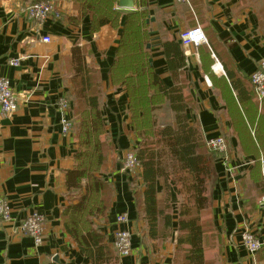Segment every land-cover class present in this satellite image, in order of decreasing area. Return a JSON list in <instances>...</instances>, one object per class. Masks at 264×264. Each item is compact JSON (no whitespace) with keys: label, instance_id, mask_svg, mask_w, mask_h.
Segmentation results:
<instances>
[{"label":"crops","instance_id":"1","mask_svg":"<svg viewBox=\"0 0 264 264\" xmlns=\"http://www.w3.org/2000/svg\"><path fill=\"white\" fill-rule=\"evenodd\" d=\"M40 1L53 4L61 19L42 23L28 19L26 8ZM198 8L197 12L191 0H135L134 10L118 9L122 12L120 26L107 25L92 34L89 16L79 15L74 0H0V79H7L20 99L12 116L0 113V198L11 208V219H0V264H58L53 261L55 256L60 264H89L66 233L62 218L69 205L66 179L75 168L76 150L74 135L62 131V117L69 115L60 110L58 101L70 92L73 76L68 75V60L75 49L85 56L86 67L98 73L99 109L114 151L102 171L113 197L108 221L98 222L100 230L114 251V233L119 228L116 219L127 212L133 252L128 257L118 256V264H175L183 199L180 187L171 177L167 187L159 181L158 198L168 201L172 222L167 239L151 240L134 193L142 188L141 167L123 171L126 155L135 152L141 139L131 125L126 90L112 84L110 71L126 16L140 11L154 19L150 20V63L169 87L176 84L166 62L164 42L181 44L182 33L203 24L208 41L212 39L217 45L220 57L213 51L205 58L211 54L207 45L181 44L186 65L177 83L190 101V124L198 129L204 143L223 137L228 144L227 156L215 154L206 146L212 174L209 204L200 214L201 223L210 230L204 243L205 258L207 264H264L262 168L254 165L255 157L242 151L223 77L229 70L250 82L264 59V20L243 0H202ZM48 36L52 42L44 43ZM10 60H19V65H10ZM218 66L224 73L214 70ZM257 104L264 109V102ZM162 108H168L172 119L162 126L176 128L169 103L165 101L156 111ZM34 211L47 220L43 244L38 248L20 231L23 220ZM160 229L165 230L164 224ZM247 230L262 243L255 255L242 243Z\"/></svg>","mask_w":264,"mask_h":264},{"label":"trees","instance_id":"2","mask_svg":"<svg viewBox=\"0 0 264 264\" xmlns=\"http://www.w3.org/2000/svg\"><path fill=\"white\" fill-rule=\"evenodd\" d=\"M191 1L198 12L202 0ZM117 4L118 0H74V8L79 15L89 16L92 34L107 25L114 28L120 26L122 12L117 9ZM147 19L145 11L130 12L126 16L116 59L110 71L112 84L126 90L131 125L141 139L135 150L142 170V188L134 191L136 205L147 225L149 238L167 239L172 218L168 201L158 198V183L163 180L167 187L172 176L183 197L174 263L207 264L204 243L210 230L201 223L200 214L209 204L207 191L212 174L210 154L202 135L190 124V101L184 95L183 87L177 84L180 71L186 65L183 48L175 40L163 43L168 69L176 84L169 87L150 63L147 45L151 41V25ZM207 46L211 54H205V58L211 57L213 51L220 57L212 39H209ZM84 57L80 49H75L70 59L74 71L71 82L76 86L75 94L81 105L83 120L78 134L80 150L74 156L75 168L67 174L69 205L62 218L66 233L89 264H118L117 253L107 243L105 234L94 220L107 219L113 189L108 181L97 175L105 166L106 143L103 139L107 133L99 109L98 73L86 67ZM223 77L229 90L228 103L235 111L234 126L242 151L255 157L254 165L260 167V160L264 157V109L258 107L251 80L249 82L247 78L229 70ZM153 89L163 102L169 103L175 115L176 128L171 125L156 127L152 114L160 103L150 95ZM168 160L170 163H167ZM171 169L173 173L169 172ZM84 181L88 183L84 185ZM262 183L264 185L263 180ZM161 223L165 230L160 229Z\"/></svg>","mask_w":264,"mask_h":264},{"label":"built area","instance_id":"3","mask_svg":"<svg viewBox=\"0 0 264 264\" xmlns=\"http://www.w3.org/2000/svg\"><path fill=\"white\" fill-rule=\"evenodd\" d=\"M179 2H188V0H177ZM25 15L28 19L36 22H45L49 19H61L60 11L51 4L50 2H35L31 4L25 10ZM180 42L183 46H202L208 45V38L201 26H196L180 35ZM44 43H51V37H45L43 39ZM9 64L12 66H18L19 60H10ZM216 72H223V68L218 66L214 68ZM251 83L254 87L256 99L258 102H264V59L259 62L256 70L252 73L250 77ZM20 103V99L12 89L10 82L5 79H0V113L5 116H12L17 110ZM58 106L61 111L67 112L69 108V102L66 98H61L58 101ZM62 131L64 134H69L71 132L72 124L67 116H63L61 120ZM207 147L210 151L227 156L228 154V144L223 137L211 139L207 142ZM262 168V177L264 181V157L260 160ZM139 167V162L137 161L136 153L130 152L126 155L123 162V171H133L135 168ZM261 203L264 206V195L261 198ZM0 219L4 221H9L11 219V208L8 202L4 198H0ZM46 217L37 211L29 214L21 223L20 231L29 236L35 247H40L43 244L44 232L46 225ZM130 219L127 212L121 213L116 219L118 229L114 233L113 239V249L119 257H128L133 252L132 247V233L127 228ZM243 246L247 249L249 253L255 255L262 247L261 241L256 237V235L247 230L242 235Z\"/></svg>","mask_w":264,"mask_h":264},{"label":"rangeland","instance_id":"4","mask_svg":"<svg viewBox=\"0 0 264 264\" xmlns=\"http://www.w3.org/2000/svg\"><path fill=\"white\" fill-rule=\"evenodd\" d=\"M243 1H244V5H246L248 8H250L253 11H255L256 13H258L260 15V17L264 20V0H243ZM117 9H118V7H117ZM200 23H202V22H200ZM199 26H201L203 29V24H200ZM73 74H74V72L71 69L70 61L68 60V75L73 76ZM69 87H70V92L66 97L68 99V102H69V108L67 110L69 118L68 117L67 118L70 120V122L72 124V128H71L70 133H72L74 135L75 150L78 151V150H80V140H79L78 134H79V127H80L81 121L83 120V116H82V113L80 112V106L81 105H80L79 99L76 97V94H75V87L76 86L73 82H71ZM150 95H152L155 102L160 103V105H163L165 103V102H163V100L160 96L155 94L154 89L150 90ZM167 109L165 108L163 110V108H162L161 110L156 111L157 110V108H156L153 111L152 115L154 117L156 127H162V125H163L162 123H170L171 122V120H172L171 114H170L169 110H167ZM105 130H106V128H105ZM106 133H107V131H106ZM103 141H105V143H106V145H105L106 160H105V166L101 171H103L104 169H106L108 167V161H109V159L113 158V152H114L113 148L110 144V139H109L108 134L106 135V138L103 139ZM167 163H170V161L168 160ZM169 172L173 173L172 169L169 170ZM97 175L102 176V172H99V174L97 173ZM87 183H88L87 181L83 182L84 185H86ZM94 220L96 222H102V223H106L108 221V219L102 221V219H97V218Z\"/></svg>","mask_w":264,"mask_h":264},{"label":"water","instance_id":"5","mask_svg":"<svg viewBox=\"0 0 264 264\" xmlns=\"http://www.w3.org/2000/svg\"><path fill=\"white\" fill-rule=\"evenodd\" d=\"M118 9L121 10H134L135 9V0H118V4H117ZM151 21H154V19H148L147 23H150ZM148 49L150 48V45L147 46ZM55 263L60 264V260L58 256L54 257L53 260Z\"/></svg>","mask_w":264,"mask_h":264}]
</instances>
